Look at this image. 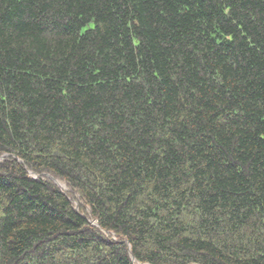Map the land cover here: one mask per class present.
Listing matches in <instances>:
<instances>
[{"label": "trees", "instance_id": "obj_1", "mask_svg": "<svg viewBox=\"0 0 264 264\" xmlns=\"http://www.w3.org/2000/svg\"><path fill=\"white\" fill-rule=\"evenodd\" d=\"M0 264H264V0H0Z\"/></svg>", "mask_w": 264, "mask_h": 264}, {"label": "rangeland", "instance_id": "obj_2", "mask_svg": "<svg viewBox=\"0 0 264 264\" xmlns=\"http://www.w3.org/2000/svg\"><path fill=\"white\" fill-rule=\"evenodd\" d=\"M55 182H56L57 184H59V185L62 184L61 186L65 187V188L67 189V187L65 186V184H64L63 182H61V181H59V182H58V181H55Z\"/></svg>", "mask_w": 264, "mask_h": 264}]
</instances>
